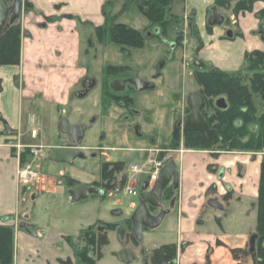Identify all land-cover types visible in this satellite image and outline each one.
Masks as SVG:
<instances>
[{
	"label": "crops",
	"instance_id": "0c3cea01",
	"mask_svg": "<svg viewBox=\"0 0 264 264\" xmlns=\"http://www.w3.org/2000/svg\"><path fill=\"white\" fill-rule=\"evenodd\" d=\"M225 1L172 0L169 20L173 19L182 33H188L191 41L184 37L179 46H170L173 51L182 52L185 59L192 56L208 69L236 74L242 71L246 53L264 51V40L259 34L262 20L257 16L264 9V1H257L249 12L230 14V22L222 24L229 25L227 29L221 28L222 25L209 26L208 19L213 8L226 18L223 14L226 9L221 5ZM21 2L22 9L18 19L21 28L19 62L16 65H0V225L8 226L13 231L12 264H81L77 252L85 243L83 231L89 227L95 229L115 224L101 219L99 209L92 205L87 208L76 206L77 203L72 202L68 192L78 185H86L100 191V194L94 196H102L104 192L114 188L105 191L106 188L98 187L96 182L81 184L73 180L75 183L71 185L67 180V206L56 208L53 214L46 205V208L35 213L34 202L38 198L35 193L44 195L49 190L53 194L54 189L49 186L59 181L54 182L42 176L33 186H20L16 172L22 150L19 152L16 146H38L29 145L27 139L38 138V135L31 138L30 131L36 129L39 133L34 126L39 122V115L47 106H50L52 114L53 106L68 105L72 92L76 90L78 93L88 78L92 62L97 60L96 53L91 54V49L94 50L91 43L90 49L87 44L95 39L98 28L110 20L118 23L125 12L131 9L136 10L148 23L149 21L138 11L136 5L123 10L127 0ZM235 2L232 1L233 6ZM127 20L128 25L125 23ZM127 20L121 24L129 27L139 24V21H133L128 16ZM144 25L146 24L143 27ZM179 35L178 38H181L182 34ZM183 68H187L186 64ZM114 80L116 79L110 83ZM182 117L181 114L180 118ZM58 146L60 145H53L52 148ZM180 146L174 152L178 162L172 161L178 169L175 201L170 206L163 202L165 211L157 222L161 224L166 217L174 215L179 231L175 242L160 247L175 245L178 249L182 244L185 247L188 243V249L194 244H206L212 249V256L208 257L210 264L212 260L215 263L229 264L230 249H235L229 244L246 242L242 234H237L234 230L249 232L250 241L255 234L260 164L264 149L263 153L251 154L237 151H196L185 149L183 144ZM105 163L114 162L103 164ZM31 189L34 190L31 194L32 204L25 209L22 198ZM210 199L223 201L224 205L219 202L222 210L214 209L222 214L205 211L204 207ZM51 221L59 227L51 226ZM199 221L201 224L209 221L215 223L213 232L199 233ZM21 223H26L28 230L20 228ZM113 233L115 232L112 230L108 231L111 245ZM102 262L101 256L94 264ZM232 262L235 261L232 259Z\"/></svg>",
	"mask_w": 264,
	"mask_h": 264
},
{
	"label": "rangeland",
	"instance_id": "374dc122",
	"mask_svg": "<svg viewBox=\"0 0 264 264\" xmlns=\"http://www.w3.org/2000/svg\"><path fill=\"white\" fill-rule=\"evenodd\" d=\"M13 2L14 0H11L9 5H12ZM230 7L231 10L227 9L225 10L226 12H223L228 22H230V14L234 13L232 10L233 5L231 4ZM125 13L123 19H119L118 23L127 20V16L133 21H139L137 26L133 24L131 27H137L145 35L148 34L149 38H146L144 46L141 49L122 50L119 46L108 43L106 39L101 42L96 36L92 42L90 41L87 44L90 49L91 43V47L95 50L91 49V54L93 55L95 52L97 57V60L92 62L93 65L89 68L86 80H93L95 82L94 86L82 97L77 96V92L74 90L75 92L73 91L71 94V102L60 107L53 106L52 114L50 113V106H47L45 111L39 115V122L34 125L39 131L38 138L34 140L27 139L29 145L43 146L45 149V157L35 163V166L38 167L40 178L45 176L54 182L59 181L55 185L49 186L54 189L53 194H50L49 190L44 195L35 193L38 197L34 202L35 213H38L41 208H46V205L53 214L56 208H65L67 206V180L69 179L76 180L81 184L96 182L97 184L95 185L103 189L106 188L105 191L109 185L114 188L106 193L104 192L102 196L93 195L88 200L76 205L83 206L82 208L92 205L94 208L99 209L98 212L101 219L115 224V229L112 230L115 232L113 233L112 245L109 243L107 248H102L103 262L101 264H124L117 260L116 254L117 250H122L125 247L132 249L134 252L135 257L130 264H147L145 258L148 260L149 255L146 256V253L151 254L153 252H148L147 250L175 242L177 231L179 230L174 215L171 217L172 219L166 217L164 222L157 224L153 228L143 227L141 238L134 242L129 237L132 234L130 217H132L139 203L140 184L135 183L134 186L137 190V195H129L122 190L126 169L113 174L111 177L108 176L109 178L106 180L102 179L101 169L104 162H123L129 166L138 162L143 151L149 149L165 150L163 155H166L168 162H178V158L174 155L175 150L167 148H170L172 131L176 123L181 119V114L183 116L187 114L188 107L186 102L188 96L200 91V86H198L194 78V69L202 67L201 69L211 70L192 56V59L190 57L185 59L182 52L172 50V44L175 47L179 46L180 42H183L184 37L187 41H191L190 35L182 33L181 28L173 19L169 20L170 24L174 23L169 30L167 29L166 35L161 33V29L157 33L158 35H155V25L148 23L136 10L131 9ZM17 22L18 20L13 25ZM261 22L264 23V16H262ZM114 23L110 20L100 29L106 31ZM125 23L128 25V20ZM143 24L146 25L143 27ZM228 26L224 24L221 28L227 29ZM180 33L182 36L178 38ZM92 55L91 58L93 57ZM161 64L163 65L159 67ZM184 64L187 66L185 69L183 68ZM107 66L123 67V70L119 74L112 72L107 75ZM236 74H241V77H243L242 83L250 86V81L253 77L252 72L241 71ZM132 77L147 82L153 88L139 92L132 88L129 90L125 89L123 92H115L110 89L109 83L111 80ZM110 97H121L127 100L131 98L132 101L122 100V102H115ZM219 98H216L214 102ZM253 98L258 109L257 112L261 114L264 112V102L257 94ZM53 110L55 113H53ZM207 114L210 116L212 110H209ZM63 119L67 120L71 125H82L85 127L84 137L79 142V147L81 148L80 156L74 159L72 163L53 162L47 156L53 145L61 146L67 143V136L58 129V123ZM180 136V144H182V133ZM261 152L263 153V150ZM33 193L34 190L31 189L30 193L23 195L22 199L25 209L31 206V194ZM219 202L221 205L223 204L221 199H219ZM162 209L164 207L160 206L156 210L159 216L163 215L164 210ZM204 209L212 214H222L211 209L208 203ZM52 223L51 221V226L59 227ZM215 226V223L209 221L207 224L198 226L197 231L203 234L211 233ZM120 227L123 229L124 234L122 240H119L118 234ZM87 229L82 234L84 245H86L87 234L85 232ZM102 229L103 227H96L91 232ZM234 232L242 234L246 242H239L235 245L229 244L230 247L235 248L233 250H236L233 253L230 249L231 259L229 264H255L249 254V232L245 230L243 232L234 230ZM188 245L187 243L185 247L176 248L178 264H210L208 257L212 256V249L209 246L207 247L206 244L204 246L194 244L187 249L186 246ZM91 256H96V254H91ZM232 259L235 262H232ZM211 262L212 264H220L219 262L215 263L214 260Z\"/></svg>",
	"mask_w": 264,
	"mask_h": 264
},
{
	"label": "trees",
	"instance_id": "16d2710c",
	"mask_svg": "<svg viewBox=\"0 0 264 264\" xmlns=\"http://www.w3.org/2000/svg\"><path fill=\"white\" fill-rule=\"evenodd\" d=\"M5 1L9 4L11 0ZM232 1H236L232 10L233 14L237 15L240 12L251 11L256 0H226L221 5L226 10L230 9L229 2ZM171 3L172 0H127L123 10H126L130 5H136L138 11L151 24L155 25L157 30V32L154 31L155 35H158L160 29L161 33L166 35L170 24L168 12ZM262 16H264V10L260 12L258 18L261 19ZM17 23L12 24L0 36V65H16L19 62L21 28ZM96 33L101 42L106 39L108 43L117 45L122 50L141 49L146 38H149L148 34L145 35L143 32L121 23L112 24L106 31L98 28ZM201 68H195L193 74L206 103L203 115L207 118L209 128L215 132V135L213 138H208L205 134L197 132L182 134L183 147L190 150L211 152L237 151L252 154L261 152L264 149V112L258 114L253 97L257 94L264 102V52L253 51L245 54L242 71L253 73L250 86L242 83L241 74H225L216 70ZM122 70L123 67L109 66L106 72L107 75L112 72L119 74ZM219 97H224L227 103L225 110L214 106V100ZM110 98L115 102H122V100L130 102L131 100V98L127 100L121 97ZM209 110H212L210 116L207 114ZM180 135L181 131L175 127L171 135L170 148L167 149L176 151L180 148ZM28 153L29 151L26 149L21 152L20 163L26 161ZM124 167L123 163L103 164L102 179L106 180L113 174L123 171ZM74 183L75 181L69 179V184L74 185ZM124 183L125 181L122 184ZM109 188H112V185H109ZM256 208V228L252 237L254 247L252 251L249 249V254L255 264H264V158L260 164ZM114 229V225H105L102 230L91 232L94 230L91 227L86 230V245L77 252L81 264H94L96 259L101 258L102 248L109 244L108 231ZM12 241V229L0 225V264H12ZM235 251L232 250L233 253ZM91 254H96V256H91ZM175 259L176 246L165 245L151 252L149 263L175 264Z\"/></svg>",
	"mask_w": 264,
	"mask_h": 264
},
{
	"label": "water",
	"instance_id": "95a60500",
	"mask_svg": "<svg viewBox=\"0 0 264 264\" xmlns=\"http://www.w3.org/2000/svg\"><path fill=\"white\" fill-rule=\"evenodd\" d=\"M21 9V0H14L12 5H9L5 0H0V36L9 28V26L19 19ZM223 21V16L217 12L216 8H213L212 14L208 19V25L211 27L220 26ZM259 34L261 35L262 40H264V25L260 26ZM162 65L163 64L159 67ZM94 84L95 82L93 80L85 84L84 90L79 92L78 96H84L87 91L94 86ZM126 84L133 86L138 92L153 88L147 82H144L136 77L126 80L116 79L110 84V87L115 92H123ZM187 107L189 109V113L183 116L177 123V128L181 131V133L186 134L197 132L205 134L208 138H213L215 132L209 128L208 121L203 116L205 102L201 94L193 93L189 95L187 98ZM215 107L225 110L227 108L225 99H217L215 101ZM58 129L61 133L67 136V143L52 148L48 152V158L49 160L57 163H72L74 159L80 156L79 142L84 137L85 127L82 125H71L67 120L63 119L59 122ZM171 183L174 189L178 187V169L174 162L169 161L161 169L159 177L153 186L149 188L147 181L141 184L139 203L131 217L133 235L137 240L141 238L143 227L153 228L161 219L162 215L159 218L151 216L149 208H158L160 206L162 194ZM68 194L73 203H78L87 200L92 195L100 194V191L86 185H78L70 189ZM208 205L213 209H222V206L215 199H210L208 201ZM198 223L201 224L202 222L199 221ZM19 227L28 230L26 223H21ZM118 234L119 240H122V228L118 230ZM253 247L254 240L252 238L250 241L251 251L253 250ZM134 257L133 250L128 247L123 248L116 254L117 260L124 264H130L134 260Z\"/></svg>",
	"mask_w": 264,
	"mask_h": 264
},
{
	"label": "built area",
	"instance_id": "2783aa9c",
	"mask_svg": "<svg viewBox=\"0 0 264 264\" xmlns=\"http://www.w3.org/2000/svg\"><path fill=\"white\" fill-rule=\"evenodd\" d=\"M37 135L36 129L30 131L31 138H36ZM16 149L19 152L24 149L29 151L26 161L24 163H20L19 161L18 163L16 172L17 182L20 186H33L40 180L35 163L45 157V149L43 146L25 147L21 145H17ZM164 151L162 149L145 150L138 162L125 166L126 176L122 190L129 195L135 196L137 195V190L134 188L135 183L141 186V184L147 181L149 188L153 186L159 177L161 169L168 161L166 155H163Z\"/></svg>",
	"mask_w": 264,
	"mask_h": 264
},
{
	"label": "flooded vegetation",
	"instance_id": "af4514ba",
	"mask_svg": "<svg viewBox=\"0 0 264 264\" xmlns=\"http://www.w3.org/2000/svg\"><path fill=\"white\" fill-rule=\"evenodd\" d=\"M257 1H264V0H256L255 1V3L257 2ZM254 3V4H255ZM229 4L231 5L232 4V2H229ZM235 4H236V2L234 3V6H235ZM253 4V5H254ZM233 6V7H234ZM229 10H231V7H230V9ZM261 12V11H260ZM260 12H258V14H257V16H259L260 15ZM224 18V17H223ZM260 19V18H259ZM260 20H262V18L260 19ZM228 22V20H227V18H224V21H223V23H227ZM222 23V24H223ZM261 25H264V23H262ZM260 30V29H259ZM261 36V35H260ZM127 79V78H126ZM126 79H124V80H126ZM129 79V78H128ZM88 82H90V81H84L83 82V84H82V86H81V88H80V90L78 91V93L79 92H81V91H83L84 90V85L85 84H87ZM111 84V83H110ZM109 84V85H110ZM135 89L133 86H131V85H129V84H126L125 85V89L127 90H129V89ZM110 89H111V87H110ZM78 93H77V96H78ZM199 94H201L200 93V91L198 92ZM201 96H202V94H201ZM203 97V96H202ZM203 99H204V97H203ZM204 102H205V99H204ZM226 102V101H225ZM187 103V102H186ZM227 104V103H226ZM214 106H215V103H214ZM205 108H206V103H205ZM205 108H204V111H205ZM216 108V107H215ZM203 111V112H204ZM189 113V109H188V111H187V114ZM186 114V115H187ZM185 116V115H184ZM204 116V115H203ZM205 117V116H204ZM206 118V117H205ZM207 119V118H206ZM179 121H180V119H179ZM178 121V122H179ZM177 122V123H178ZM177 123H176V125H175V127H177ZM177 151V150H176ZM175 151V152H176ZM174 194H175V189L173 188V185H172V183L171 184H169V186L164 190V192H163V194H162V197H161V201H160V206H162L163 205V202H167L168 203V205L170 206V205H173L174 204V201H175V196H174ZM218 202V201H217ZM219 203V202H218ZM220 204V203H219ZM160 206L158 207V208H149V213H150V215L151 216H153L154 218H159L160 216L156 213V210H158L159 208H160ZM162 210H164L165 211V209H162ZM131 218V217H130ZM124 235V234H123ZM126 236V235H125ZM134 242H136L137 241V239L135 238V236L133 235V231H132V234H130V236H129ZM182 247L184 246L183 244L181 245ZM147 255H149L148 256V260L146 259V263L148 264L149 262H150V254H147ZM175 264H178V262H177V260L175 259Z\"/></svg>",
	"mask_w": 264,
	"mask_h": 264
}]
</instances>
